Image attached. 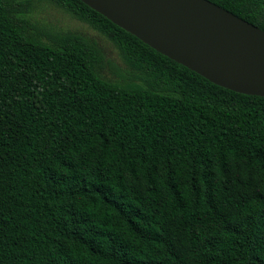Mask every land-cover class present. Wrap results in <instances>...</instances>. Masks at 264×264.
Returning <instances> with one entry per match:
<instances>
[{
    "label": "trees",
    "instance_id": "16d2710c",
    "mask_svg": "<svg viewBox=\"0 0 264 264\" xmlns=\"http://www.w3.org/2000/svg\"><path fill=\"white\" fill-rule=\"evenodd\" d=\"M209 1L264 30V0ZM0 264H264V97L81 0H0Z\"/></svg>",
    "mask_w": 264,
    "mask_h": 264
},
{
    "label": "water",
    "instance_id": "95a60500",
    "mask_svg": "<svg viewBox=\"0 0 264 264\" xmlns=\"http://www.w3.org/2000/svg\"><path fill=\"white\" fill-rule=\"evenodd\" d=\"M151 48L229 90L264 97V30L209 0H81Z\"/></svg>",
    "mask_w": 264,
    "mask_h": 264
},
{
    "label": "rangeland",
    "instance_id": "374dc122",
    "mask_svg": "<svg viewBox=\"0 0 264 264\" xmlns=\"http://www.w3.org/2000/svg\"><path fill=\"white\" fill-rule=\"evenodd\" d=\"M39 17L43 23L52 28L63 31H77L96 37L105 50V54L108 60L106 73L109 78L115 77L113 73L114 71L112 69L115 64L122 67V62L118 56L117 49L111 43L97 35L96 32L90 29L86 24L70 17L68 14L55 7H48L45 10L41 11Z\"/></svg>",
    "mask_w": 264,
    "mask_h": 264
}]
</instances>
